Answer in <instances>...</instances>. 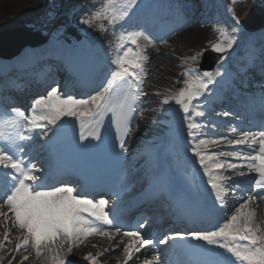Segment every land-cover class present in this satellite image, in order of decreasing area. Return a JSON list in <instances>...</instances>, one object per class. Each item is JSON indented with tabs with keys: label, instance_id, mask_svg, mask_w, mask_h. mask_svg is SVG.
Wrapping results in <instances>:
<instances>
[{
	"label": "snow or ice",
	"instance_id": "snow-or-ice-1",
	"mask_svg": "<svg viewBox=\"0 0 264 264\" xmlns=\"http://www.w3.org/2000/svg\"><path fill=\"white\" fill-rule=\"evenodd\" d=\"M140 3L141 0H105L79 23L106 32L105 22L107 26H122L136 14ZM228 11L233 13L232 24L214 25L217 40L210 42V47L216 53L229 52L236 42V33L241 30L234 10L229 8ZM114 48L111 60L114 67L97 94L78 98L62 91L57 84L33 101L30 114L26 115L18 107L0 113V223L5 226L0 249L11 242V229L7 227L10 223L20 231L13 252L28 253L23 255L20 264L29 259V249L37 258H43V264H72L68 257L73 248L97 235L113 244L96 256L86 255L83 259L88 264H98L99 256L118 248L124 254L123 264L129 261L135 264L137 253L144 257L142 264H171L165 251L158 248V245L167 246L168 239L196 242L187 246L190 258L185 264H264V220H258L252 207L264 205V131H241L234 138L203 135L207 126L200 121L207 113L201 98L209 91V85L216 82L215 77L221 75L218 70L185 67L183 81H176L183 87L160 101L161 105L179 106L183 113L191 140L188 150L207 178L212 194L210 213L220 215L226 208L230 209V215L210 223L205 229L186 234L177 232L154 241L141 234L140 229L145 228L147 221L138 222L136 229L126 230L106 210V199L91 197L83 185L49 184L46 170L31 161L29 153L33 144L49 137L50 132L55 135V130L72 118L79 126V141L91 143L102 140L101 129L105 118L109 117L116 129L118 147L126 151L127 139L137 126L136 116L143 115L139 105L147 97L143 91L149 62L146 52L149 48L156 49V38L142 28L125 30ZM200 55L202 52L186 58L183 63H195ZM223 59L225 57L221 56ZM220 145L227 147L220 148ZM210 146L217 150L209 151ZM249 174L255 175L248 189L233 179ZM237 197L238 203H230ZM142 249L150 252V258Z\"/></svg>",
	"mask_w": 264,
	"mask_h": 264
},
{
	"label": "bare ground",
	"instance_id": "bare-ground-1",
	"mask_svg": "<svg viewBox=\"0 0 264 264\" xmlns=\"http://www.w3.org/2000/svg\"><path fill=\"white\" fill-rule=\"evenodd\" d=\"M104 1L105 0H97V2H93L92 0H59V7L55 8L53 6V0H0V29L13 26L19 27L20 25H23L25 28H28L32 31L39 30L46 32L48 34L46 43L39 49L37 48L38 59L46 61L49 59L47 57L51 48L64 45L61 41H57L59 34L66 26L72 24L77 29L82 31L81 33L84 35L85 41L92 48L102 52L103 54H108L109 57L113 58L115 54L114 45L119 39L117 36L122 31H125L128 27H133L134 25L143 23L144 17L148 13L153 19V24H162V19H165V21H163V24H166L163 31L165 35L164 39H156V49L149 48L147 51L149 62L146 65V70L148 75L146 76L145 83L143 85V87L145 85L149 87L145 91L148 93L149 97H153L156 94V98L162 100L164 96L171 95L179 88L183 87L182 83H176V81H183L184 77L182 76V72L184 71L185 67L190 65L191 67L195 68L198 66L201 55L198 56L195 63L189 61V64L180 67V69H176L178 72L170 75L163 73V71L166 69L163 68V70L161 68V66L165 64V60L162 56L169 57V52H179L181 56L188 58L195 56L197 53H204L205 51L211 50L210 42H215L217 40V33L214 31V25L232 24L233 13L229 12L228 9L232 8L234 12H236L237 6L242 4L241 2L243 0H191L189 4L180 8H176V6L170 2L166 3L158 0H141L139 8L136 10V14L130 20H128L127 23H123L122 26L121 24H117L115 27H112L107 26V23L105 22V25L108 28L106 32H101L97 28H89L87 25H82L79 23V20L84 17V15H89L92 11L99 9L104 4ZM149 2H152V9L150 12H148L146 9V5ZM69 7H71V9ZM196 8L199 12H195L194 9ZM72 18H75L76 21L72 20ZM170 33H175V36L170 37ZM250 49L254 51L251 52ZM62 53L66 61H68V64H70L69 66L77 65L84 58L82 47L79 49H72L67 46L64 48ZM255 53L264 55V30L256 36L240 35L236 33V42L233 44L232 49H230L227 53H223L222 56H224L225 59L220 60V66L216 67V69L213 71L216 72L218 70L221 75L215 77L216 82L209 85V90L220 89L221 92L226 91L227 88L221 82V78L224 75L222 70L237 69L239 65L244 64V58L252 59ZM241 73L243 72L240 70L239 74ZM44 75V77H41V75H36L33 79L29 76L17 79L14 75H10L9 78L15 83L16 90L11 91L10 87H3L5 88L3 90H5L9 96L17 97L22 94V89L20 88L22 86L31 88L33 84H44V82L48 83L50 81L56 80V78H54L53 72H45ZM106 75L107 74L103 72L97 79V83H101L106 78ZM165 75L170 76V79H167L166 81ZM160 78L165 79L164 81H160L163 85L162 87L166 88V90L163 91L162 88L159 87L161 94L160 91L155 93L153 88H150V85L153 84V81ZM72 79L73 78H69L66 85H60L61 90L76 97L83 95L82 93L75 92L70 87L72 84H74ZM3 85L4 83L0 84L1 87ZM157 93H159V95H157ZM260 94L262 97L261 99H264V91L258 92V95ZM205 98L209 99L207 102L213 101L212 97L205 95L201 98V100H205ZM166 106L167 107L165 108V111L171 109V107L168 105ZM207 109H209V106H207ZM142 111L143 120H149L150 116L144 115V110ZM166 117L169 118L170 122H173L172 124H176L180 120L184 121L182 115H177L175 117L171 114H167L166 116L159 115L157 120L158 122L156 124L157 126L154 127V132L157 138L162 137L164 135L165 129L167 128V125L164 124ZM252 118L253 121H255L256 117L253 116ZM133 133L139 134L138 126L136 127V130L133 131ZM33 135L35 137V133ZM211 136H213V133L209 135V137ZM233 136H238L237 132L233 133ZM36 144L37 143H34L33 147ZM157 145L159 146L158 143L154 144V146ZM36 146L37 147L35 149L33 148L29 154L32 155V158L38 159V154H34L33 151L40 149L42 146L38 144ZM137 146L138 145L133 142L130 144L131 149H136ZM51 147L52 156L50 158L51 160H49L50 164L61 162V159L66 157L61 151V145L54 144L51 145ZM164 153L167 155V152ZM172 156L174 160L178 158L180 162L191 157V155L184 153L183 150H178L172 154ZM192 175L195 176V173ZM181 183L183 186L191 188L197 193L200 189V184L194 183L193 179L187 174L182 176ZM183 196L188 197L189 194L184 193ZM237 201L239 202L238 197L234 200V203ZM254 206L255 205L252 207L254 208ZM228 210L229 208H227L226 212H228ZM256 213L258 220H264L263 214H259L258 212ZM224 216H228V214H225ZM9 225L11 224L9 223ZM10 227L11 226L8 228ZM4 229L5 227H0V235ZM13 230V232L11 231V241L13 240L18 242L17 237L20 235V231L17 230L15 232V229ZM112 244L113 241H109L105 237L98 235L89 237L86 241L73 248L71 254L75 260L74 264H80L76 262V260L81 257L84 258L89 254V252H92V255H97L98 253L104 252L105 249L111 248ZM5 248H8L7 245H5ZM29 252L31 253L29 255V259L24 261V264H43L42 257L37 258L35 252L31 249H29ZM141 252L145 255L147 253L145 250H142ZM14 254L15 252L13 251L9 252L7 249H0V257L3 258L0 260V262L2 264H9V261H12V264H17L20 257H23V255H28V253H24L22 250L18 256H16L17 258L13 259V256H15ZM69 257L71 256L69 255ZM69 257L68 259H70ZM143 258L144 257L140 253H137L136 257H134L135 264L142 262ZM123 261L124 254L119 248L114 252L105 253L98 258L99 264H123ZM129 264H133V262L129 261Z\"/></svg>",
	"mask_w": 264,
	"mask_h": 264
},
{
	"label": "rangeland",
	"instance_id": "rangeland-1",
	"mask_svg": "<svg viewBox=\"0 0 264 264\" xmlns=\"http://www.w3.org/2000/svg\"><path fill=\"white\" fill-rule=\"evenodd\" d=\"M53 1H54V5L53 6L55 8L59 7V3H58L59 0H56L57 3L55 2V0H53ZM177 1L178 2H182L183 0H177ZM241 3L242 4L237 6L238 11L235 12V15L238 17L239 21H240L241 17H243V15L246 13V11L250 7H254L259 13H262L264 15V0H243ZM69 8L71 9V7H69ZM73 12H74V10H73ZM84 16H86V15H84ZM74 20L76 21L75 18H74ZM20 27H25V26L20 25ZM11 28L15 29L17 27L13 26V27L3 28V29H0V32L9 30ZM263 30H264V27L262 29H259V30H256V31H250V30H246L241 25V30L239 31V33L241 35L256 36V35L260 34ZM40 32L43 35H45L46 38H47V36H48L47 33L45 34L43 31H40ZM59 40H63V35L62 34H61V37H60ZM84 47L85 48H90L87 43L85 44ZM60 50H61V52H60ZM34 51H35V48H34ZM29 53L31 54V51ZM214 53L216 55H218V58L216 59V65H215V67H217L218 62H219V60H221V56L223 54L216 53V52H214ZM49 55H50V57L53 60H57V59L61 58L62 49L60 48V46L55 47V48H51L50 52H49ZM169 55H170L169 57L162 56L163 59L165 60V64H163V66H161V68L162 69L163 68L166 69L165 71H163L164 74H169L170 75V74H174L175 72H178L176 69H180V67H183V65H184L183 61L186 58L181 56L179 52H169ZM201 59H202V57H201ZM256 60L258 61V60H261V59L259 58V56H257ZM174 64H175V66H174ZM196 69L200 70V65ZM248 70L250 71V73H252L254 71V69H252V68L248 69ZM200 71H202V70H200ZM258 74L259 73H257V75ZM226 75L228 76L227 73H226ZM167 79H170V76H166V81H167ZM160 80L164 81L165 79H163V78L155 79L153 81V84L150 85V88H153L155 93L160 91V94H161V90L159 89V87L162 88L163 91H165L166 88L162 87L163 85H162ZM259 80L260 79H258V81ZM261 82L264 83V81H261ZM147 88H149V87L145 85L143 87V91L145 92L147 90ZM207 94L215 95V93H213L212 91L208 92ZM154 96L153 97H149L148 93H147L146 99L143 100L144 102H146V104L143 106V108L146 110L145 115H149L150 119L149 120H141V119L137 120V117L139 116V113L136 116V124H137V126H139V134L133 135L132 136V141H133V143L137 144L138 146L136 147V149L132 148V149H130L128 151V154H129L128 165H130V169L127 172V175H126V178H125V186H124V188H127L125 190H130L131 188H138V187L141 188V189H144L145 187L149 188V187L152 186L151 183L153 182L154 177L152 176L153 175L152 174L153 165L151 163V160H155V158H156V159H160V161H161V159L163 157V156H161V152L164 149H166L168 146L170 147L171 150H177L178 148H182L186 152L190 153V151L188 150L189 147L187 148L185 146H182L179 143V141H175L174 136H175L177 131H175L174 125H171L167 119L164 121L165 122L164 124H166L167 126H171V127L167 131V133L165 134V137H162V138H159V139L158 138H154V137H156V135L154 134L155 133L154 132V127L157 126L156 124L158 122L157 121L158 120V116L159 115H161V116L166 115V111L164 109L167 107L166 105H161L160 104L161 100L156 98V94ZM169 106L171 107L172 113L174 115L178 114V112L180 113V111L177 109V105L169 104ZM204 108H206V104H204ZM211 111H212V115H210V118L212 120H215V121H212V124L211 123H206V122H204L202 120L200 122L202 124H205L207 126L206 128L209 127V128H213L214 130H217L216 132H217L218 136H228V133L233 129V126H235V124L233 123V121H235V120H233V119L231 120V119L228 118V116H224L223 114L222 115L221 114H217V112H215L216 111L215 109H212ZM224 122H227L228 125L224 126L223 125V124H225ZM237 122L238 123H242L241 121H237ZM213 125H215V127H213ZM260 129H261L260 131H264L263 127L260 128ZM243 131H245V129ZM248 131H250V130H248ZM165 138L167 139V141H165ZM152 141H156V142H160L161 141L162 143H165V142H167V143L165 145L163 144L162 147L154 148V146H151V144H150V142H152ZM221 146H225V145H221ZM146 148H151V150H147ZM130 157H133V158H130ZM229 159H231V158H229ZM162 160L168 161L167 158H164ZM190 162L194 163V164L191 165L192 168L197 163V162H194V159L187 161V163H190ZM185 167H187V165H185ZM254 175L255 174H251V175L249 174V175H246L245 177L234 176L233 179L236 180V181H239L243 188L248 189L253 184ZM233 201H231V202H233ZM254 209L258 213L264 214V205H262L260 207H256L255 206ZM228 214L230 215V211L228 212ZM7 244L9 245V247L13 246L11 242L10 243H6V245Z\"/></svg>",
	"mask_w": 264,
	"mask_h": 264
},
{
	"label": "water",
	"instance_id": "water-1",
	"mask_svg": "<svg viewBox=\"0 0 264 264\" xmlns=\"http://www.w3.org/2000/svg\"><path fill=\"white\" fill-rule=\"evenodd\" d=\"M17 39L15 37H10L6 35H0V55H9L21 49L24 45L30 43L31 41H22L21 39ZM5 46H2V45Z\"/></svg>",
	"mask_w": 264,
	"mask_h": 264
}]
</instances>
